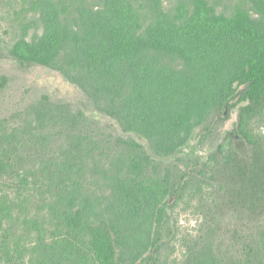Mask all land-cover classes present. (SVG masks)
Here are the masks:
<instances>
[{"label": "trees", "instance_id": "16d2710c", "mask_svg": "<svg viewBox=\"0 0 264 264\" xmlns=\"http://www.w3.org/2000/svg\"><path fill=\"white\" fill-rule=\"evenodd\" d=\"M39 5L41 31L20 36L11 55L58 71L123 135L46 96L22 130H0V253L165 264L160 251L178 236L167 209L183 201L197 226L171 264H264V0L228 11L210 0ZM235 107L236 128L207 161L177 158L190 172L155 161L193 133L205 144Z\"/></svg>", "mask_w": 264, "mask_h": 264}, {"label": "rangeland", "instance_id": "374dc122", "mask_svg": "<svg viewBox=\"0 0 264 264\" xmlns=\"http://www.w3.org/2000/svg\"><path fill=\"white\" fill-rule=\"evenodd\" d=\"M40 0H0V130L12 131L14 128L22 130L27 120L28 112L35 106L43 96L51 102H64L72 107L81 108L86 116L99 123V128L112 129L118 134L123 133L111 118L94 111L88 99L82 91L73 83L66 80L58 71L47 66L21 62L10 53V48L20 36L29 38L34 32L41 31V25L37 20L39 15ZM78 3L80 0H70ZM88 5L101 3L102 0H82ZM217 2L219 10H230L236 0H210ZM166 9H171L176 0H162ZM3 83V84H2ZM2 84V85H1ZM238 107L230 110L227 119L218 124L216 133L212 139H208L205 144L199 142L197 133H193L186 144L178 148L175 153L167 158H156L155 161L162 167L178 164L182 170L190 172V168H185L182 163H178L177 158H184L186 155H195L200 162L208 159L209 153L215 150L223 137L234 130L237 126ZM103 130V129H102ZM264 130V127L262 128ZM105 131V130H104ZM138 141H142L134 136ZM57 142L53 143V146ZM232 146L241 156L248 154L249 148L246 142L237 134H233ZM22 154L25 155L24 151ZM217 189V187L207 190ZM171 203V202H170ZM193 206L194 203H191ZM168 215L170 224L174 229L176 224L178 236L172 239L170 244L163 246L160 253L166 260L165 264H171L174 256L181 251L180 238L197 226V217L192 213V208L184 206L181 201L177 206L169 207ZM14 240H11L12 248ZM20 250L22 251L21 247ZM0 264H30L26 253L22 251L21 260L15 258L10 261L0 253Z\"/></svg>", "mask_w": 264, "mask_h": 264}]
</instances>
